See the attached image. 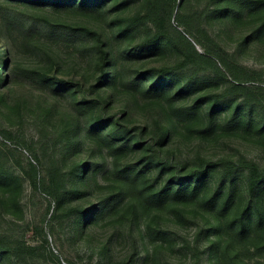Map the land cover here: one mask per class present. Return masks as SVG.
Returning a JSON list of instances; mask_svg holds the SVG:
<instances>
[{
  "label": "trees",
  "instance_id": "16d2710c",
  "mask_svg": "<svg viewBox=\"0 0 264 264\" xmlns=\"http://www.w3.org/2000/svg\"><path fill=\"white\" fill-rule=\"evenodd\" d=\"M230 2L233 4V0H211L212 5H219L215 12L220 9L228 16L234 9ZM193 3L0 0V104H6L13 86L26 78L34 86L29 88L38 89L39 110L52 118L49 127H42L48 134L37 141L41 152L34 145L29 147L32 154L22 168L23 176L0 170V186L11 189L8 197L16 198L23 178V183L29 181L51 198L48 209H55L53 218L67 211L79 219L78 227L83 231L121 201L127 202L134 217L141 218L142 212L159 213L156 210L173 200L171 209L179 215L182 209L176 204L211 185L208 179L213 171L219 173L220 162L208 160L200 152L182 155L183 151L193 137L203 142L225 129V105H230L229 98L239 90H246L244 82L249 76L242 77L247 72L236 64L234 54L195 19ZM259 3L264 5V0L251 1ZM211 7L203 11L204 19ZM236 10L235 16L241 18L243 8ZM262 21L264 28V17ZM168 51L175 54L173 62L151 65V56ZM206 73L215 80L225 78L228 85L223 90L201 92L206 87L201 77ZM257 88L258 94L245 96L242 103L254 109L256 117L241 114L231 130L254 126L264 131V88ZM6 106L13 110V116L23 117L18 106ZM0 137L8 148L4 140H20V134L1 124ZM13 150L24 154L19 147ZM47 151H52L53 163L57 161L59 167L43 176L41 155L45 157ZM241 161L245 167L240 187L234 186L239 165L228 167L220 179L226 189L211 195L204 190L201 201L217 210L212 227L222 234L227 224L223 214L235 209L236 193L244 194L246 202L241 208L236 205L228 223L239 240L252 242L258 236L253 227L264 222L262 207L255 201L264 182V168L245 157L238 163ZM192 162L197 165L189 167ZM109 164L106 171L114 180L104 187L111 190L109 197L112 195L105 201L100 200L97 187H102L103 170ZM160 177H167V181L158 186L155 183ZM74 198L88 202L67 208L68 202L76 203ZM45 241L48 243L47 238ZM20 243L14 247L0 241V264L10 253L34 248Z\"/></svg>",
  "mask_w": 264,
  "mask_h": 264
},
{
  "label": "rangeland",
  "instance_id": "374dc122",
  "mask_svg": "<svg viewBox=\"0 0 264 264\" xmlns=\"http://www.w3.org/2000/svg\"><path fill=\"white\" fill-rule=\"evenodd\" d=\"M251 1L253 0H233L234 9L229 10L230 16L220 9L215 12L219 5H212L211 0H194L193 3L195 19L202 22L213 39L227 52L234 54L236 64L247 72L242 77L249 76L248 81L244 82L246 90H239L229 98L230 105H225V129L205 137L203 142L193 137L188 141L187 151H183L182 155L191 152L193 156L200 152L208 160L220 162L221 172L216 174L213 171L208 179L211 185L204 189L208 195L217 189H221L220 192L226 189L225 182L220 183L222 170L236 165H239V172L235 174L234 186L240 187L244 176L241 169L245 167V161L238 163L241 157L264 168V131L260 132L254 126L230 129L238 124L241 114L256 117L254 109H247L242 103L245 96L250 98L253 94H258L257 87L264 88V28L261 27L264 5H253ZM208 6H212L211 12L204 19L202 13ZM238 7L244 10L241 18L235 16H238ZM233 16L236 19H232ZM192 42L204 53L201 45H197L193 39ZM174 56L168 51L163 55L155 54L149 60L151 65L160 66L173 62ZM208 73L201 77L206 86L201 92L223 90L228 85L225 78L215 80ZM259 74H263L261 80L257 79ZM28 85L33 86L30 80L21 78L13 86L6 104H0V124L4 128H10L16 135L20 134V140H4L10 148L4 147L0 142V170L6 169L20 176H23L22 168L26 166L27 157L32 154L29 147L34 145L38 153L41 152V143L37 141H43L42 135L47 133L42 127H49L52 122V118H46L44 112L39 110L38 89L29 88ZM6 105L21 108L23 117L19 114L13 116V110ZM15 146L24 154L15 152ZM53 159L52 151H47L45 157L41 155V175L48 176L51 171H57L59 164L57 161L54 164ZM196 165V162H192L189 167ZM109 166L110 164L103 170L104 176L100 181L102 187H97L100 200L105 201H109L112 195L109 197L111 190L104 187L114 180L106 171ZM215 177L219 178L218 181ZM23 181L21 178L23 185L21 189H17L15 199L8 197L10 188L0 186V201L5 196L4 204H0V241L14 247L22 242L34 248L10 253L2 264H257V261L264 264V222L261 226L253 227L258 236L256 238L255 234L256 240L252 242L248 239L239 240L235 229L228 223L235 213L236 205L241 208L246 202L244 194L236 193L233 197L235 209L232 207L228 213L223 214L227 217V224L222 234L212 227L216 222L217 210L204 206L201 201L204 195L202 189L198 195H189L180 201L182 204H176L182 209L179 215L171 209L175 205L173 200L156 210L159 213L142 212L141 218L134 217L127 202L121 201L110 207L92 227L81 231L78 227L79 219L75 215H67V211L57 219L53 218L55 209H48L51 198L43 190L34 189L29 181ZM166 181L167 177H160L155 184L161 186ZM255 197L264 214V182ZM74 200L76 203L68 202L67 208L69 205L82 204L86 199ZM86 202L83 204H87ZM103 208L104 206L101 207ZM147 224L150 228L144 230L143 227Z\"/></svg>",
  "mask_w": 264,
  "mask_h": 264
}]
</instances>
